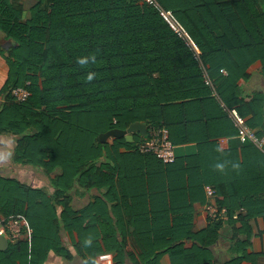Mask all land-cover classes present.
<instances>
[{"label":"trees","instance_id":"obj_1","mask_svg":"<svg viewBox=\"0 0 264 264\" xmlns=\"http://www.w3.org/2000/svg\"><path fill=\"white\" fill-rule=\"evenodd\" d=\"M157 1L199 51L141 0H0V34L12 43L0 48L10 68L0 136L16 141L13 163L45 181L8 178L0 167V227L27 223L0 249V264H44L51 252L68 260L75 253L85 264L104 251L117 252L116 264H162L164 255L170 264L255 258L251 221L264 218V152L206 109L219 98L254 114L248 125L264 135L263 123L254 127L264 94L247 102L239 84L258 60L264 75V0ZM16 88L29 98L17 102ZM191 107L200 117L190 118ZM220 119L224 127H208ZM134 123L164 127L175 146L196 143L198 154L164 165L139 151L138 132L132 140L100 138ZM223 137L228 150L220 149ZM208 186L226 219L195 231L193 206L206 202ZM221 247L228 258L214 263Z\"/></svg>","mask_w":264,"mask_h":264},{"label":"crops","instance_id":"obj_2","mask_svg":"<svg viewBox=\"0 0 264 264\" xmlns=\"http://www.w3.org/2000/svg\"><path fill=\"white\" fill-rule=\"evenodd\" d=\"M10 72V68L6 59V55L0 53V89L4 87L6 84V81L8 79ZM248 74L250 75V78L248 80H240L239 84L241 86L243 96L245 98V101H250L252 97L256 94H264V75L262 74V62L258 60L255 62L250 68L248 69ZM214 95V94H213ZM196 108V107H195ZM194 107H191V117L190 118H196L200 117L199 115L195 114V109ZM206 109V107H205ZM237 110V109H236ZM221 111L223 113H221ZM207 115L210 117H221L223 114L225 117L230 120L234 125V121L232 117L229 114V108L226 107V105L219 99L216 98V103H210L208 104V107L206 109ZM238 112V110H237ZM246 112V111H245ZM240 114V112H238ZM244 114V113H243ZM247 122L250 123L252 119H254V114L252 113H246V115L240 114ZM258 115V120L257 123H254V127L257 130H260L262 127L261 123L264 124V110H262V106H258L257 109V114ZM223 119L220 120H211L212 123L208 127H224L226 123H222ZM206 127L204 125V122L196 124V125H191V127ZM236 126V125H235ZM237 127V126H236ZM139 133V132H138ZM141 134V133H140ZM142 135V134H141ZM129 136V137H128ZM126 138L128 140H132L133 136L132 135H126ZM219 146L220 149L222 150H228L231 148V139L227 137H223L219 140ZM16 146V141L12 136H0V167H1V172L3 176H6L8 178H18V175L21 174L20 171L23 170V167L20 165H16L13 163V155H14V149ZM234 149V147H233ZM124 151V150H122ZM264 152V150L262 149ZM176 152H177V157H185V156H191V155H196L198 154V146L196 143H191V144H184V145H178L176 146ZM241 153V151H240ZM242 155V154H241ZM243 158L241 157L238 159V161L234 162L235 167L233 169H240V163H243ZM253 160H250V162ZM255 166V176H256V169L257 166L259 167L260 164L258 163H253L252 166ZM29 176L32 177L33 179L35 178L36 181L37 175L36 171L34 173L33 170L29 171ZM30 180V179H29ZM28 182V181H27ZM33 182L30 181L29 184H32ZM206 202L205 203H200L197 202L193 206L194 210L192 211V221H193V228L195 231H199L203 228H205L209 221L212 220L210 217V207H215V194L214 196H209L206 193ZM78 200H81L78 198ZM245 213V212H244ZM252 223V228H253V235L251 238V246L249 247V252L253 253L255 255V258L252 259V261L248 262H243L242 264H264V218L258 217L256 220L251 221ZM30 233L27 232L26 235L28 236ZM0 236L3 237L4 239L7 240L8 244H0V249L1 250H6L9 247L10 243H15L11 239H9V236L2 231V228L0 227ZM66 246L67 249H69L70 246L67 245L70 241V237L66 235ZM227 253L224 248H219V250H216V261L214 263H219L222 261H225L227 259ZM117 260V252L116 251H104L103 253L99 254L96 257V264H116ZM162 264H170V257L169 255H164L161 259ZM44 264H85L83 263V260L77 256L75 253L73 255V259L68 260L65 259L63 256L58 255L54 252L50 253V256L48 260ZM126 264H134L133 261L126 262Z\"/></svg>","mask_w":264,"mask_h":264},{"label":"built area","instance_id":"obj_3","mask_svg":"<svg viewBox=\"0 0 264 264\" xmlns=\"http://www.w3.org/2000/svg\"><path fill=\"white\" fill-rule=\"evenodd\" d=\"M143 3H147L149 6H154L160 12V15L168 24V26L177 34L181 35L188 44L195 50L199 51L196 43L191 38L189 33L180 23L174 12L164 9L157 0H141ZM226 73L225 70H222ZM209 83V81H207ZM12 95L17 102L26 101L30 92L26 88H16L12 90ZM229 114L232 117L235 125L238 127V138L241 142H250L260 148L264 149V135L259 136L257 132L252 129L246 122V120L237 112L236 109L229 110ZM139 151L142 154H152L164 165L174 164L177 160L176 146L170 140V133L164 127L151 126L147 129V136L138 145ZM206 192L209 196H214V191L211 187H206ZM211 219L217 218L222 215L225 219L226 209L219 210L216 206L210 207L209 210ZM236 218V216H235ZM27 226V223L22 219H11L2 228V231L9 236L13 242L18 240L21 236L22 230Z\"/></svg>","mask_w":264,"mask_h":264},{"label":"water","instance_id":"obj_4","mask_svg":"<svg viewBox=\"0 0 264 264\" xmlns=\"http://www.w3.org/2000/svg\"><path fill=\"white\" fill-rule=\"evenodd\" d=\"M7 45H5L4 49H9V47L12 45L10 41H7ZM135 132L141 133L144 137L147 136V127L144 124L141 123H134L131 125L126 131H121V130H113L107 134L101 135L100 138L102 141H107L110 137H124L128 134H132ZM0 244H5L7 245L8 242L6 239L0 236Z\"/></svg>","mask_w":264,"mask_h":264},{"label":"rangeland","instance_id":"obj_5","mask_svg":"<svg viewBox=\"0 0 264 264\" xmlns=\"http://www.w3.org/2000/svg\"><path fill=\"white\" fill-rule=\"evenodd\" d=\"M21 1H24L25 4H26V6H29L30 4H32V0H21ZM7 43H8V42H7V41L3 38V36L0 34V48L3 47V49H4V48H5V45H7ZM10 47H11V46H10ZM10 47H9V48H10ZM6 50H7V49H6ZM2 53H4V52H2ZM128 135H131V134H128ZM128 137H129V136H128ZM113 139H115V138H114V137H110V138L108 139V142H109V141H112ZM29 171H30V170H26V169L23 168V170L20 171L21 174H19L18 177H19L21 180L25 181V182H27V181H28V182L32 181L33 183H36V184H37L38 181H39L41 184H42V183H45V181H42V180H40V179L38 178V177H39V173H38L37 171H36V172L38 173V174L36 173V175H37V179H38L37 181H36L35 178L33 179L32 177L29 176V174H30ZM34 173H35V171H34ZM29 179H30V180H29ZM47 184H48V183H47ZM205 190H206V188H205ZM206 193H207V192H206Z\"/></svg>","mask_w":264,"mask_h":264}]
</instances>
